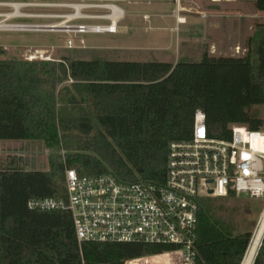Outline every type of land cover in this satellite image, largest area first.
<instances>
[{
	"label": "trees",
	"instance_id": "obj_1",
	"mask_svg": "<svg viewBox=\"0 0 264 264\" xmlns=\"http://www.w3.org/2000/svg\"><path fill=\"white\" fill-rule=\"evenodd\" d=\"M264 12V0H251ZM264 104V24L243 56L200 60H28L0 58V145L42 141L49 168H0V264H126L175 250L146 242L78 241L67 209H32L29 201L67 199V168L114 173L124 181L162 183L173 141L192 138L203 109L211 135L228 139L233 124L259 129ZM64 151V153H62ZM252 232L200 204L196 264H241ZM168 256L127 264H163ZM169 263V262H167ZM254 264H264V241Z\"/></svg>",
	"mask_w": 264,
	"mask_h": 264
},
{
	"label": "built area",
	"instance_id": "obj_2",
	"mask_svg": "<svg viewBox=\"0 0 264 264\" xmlns=\"http://www.w3.org/2000/svg\"><path fill=\"white\" fill-rule=\"evenodd\" d=\"M97 5L110 13L85 14L83 18L109 22L81 24L79 29L117 33L125 14L123 8L115 3ZM200 14L207 17L204 11ZM115 15L120 17L113 27ZM66 179L67 199L35 198L29 201V207L69 210L80 243L173 245L177 247L173 251L181 254V264H196L200 197L246 195L264 199V123L259 129L233 124L231 137L220 138L211 135L205 111L197 109L192 138L170 144L162 183L124 181L112 172L80 175L74 168H67ZM162 255L170 258L166 252L127 263Z\"/></svg>",
	"mask_w": 264,
	"mask_h": 264
},
{
	"label": "rangeland",
	"instance_id": "obj_3",
	"mask_svg": "<svg viewBox=\"0 0 264 264\" xmlns=\"http://www.w3.org/2000/svg\"><path fill=\"white\" fill-rule=\"evenodd\" d=\"M166 2V3H165ZM0 0V58L1 59H109L129 61H162L177 63L179 59L200 60L205 52L207 27L196 26L201 19L189 16L210 10L211 0ZM245 23L234 25L242 43L237 49L226 52L227 56H243L248 49L249 37L255 26L264 24V12L258 11L251 0H240ZM22 4L18 10L11 4ZM115 3L125 11L119 21L120 30L115 33L81 32V24L108 23V20L74 18L76 4H86L82 15L108 14L97 4ZM125 3V4H124ZM163 3L161 10L157 4ZM200 6H199V5ZM79 6V5H76ZM232 14L234 6H227ZM22 13V14H21ZM166 14V28L153 22V14ZM8 14L14 16L7 18ZM24 14V15H23ZM171 15V16H169ZM184 18V23L180 22ZM190 20L185 23L187 19ZM69 20L68 22H65ZM64 22L67 28L45 27ZM162 23V22H161ZM20 25V26H19ZM1 27V26H0ZM28 28V30H13ZM31 27V28H30ZM222 31H219V33ZM236 33V32H235ZM201 34L202 42L197 49L191 45L190 35ZM169 42V44H168ZM170 45V46H168ZM218 56L222 55L216 53ZM253 111L264 120V104L255 105ZM49 151V153L47 152ZM51 150L42 141L6 139L0 145V168L20 166L26 169L49 168ZM64 153V151H62ZM200 203L211 208L215 217L230 223L235 233L250 231L252 237L258 228L264 210V199L246 195L241 197H200ZM264 241V238H263ZM263 244V243H262ZM180 252L171 251L172 261L163 264H181Z\"/></svg>",
	"mask_w": 264,
	"mask_h": 264
},
{
	"label": "crops",
	"instance_id": "obj_4",
	"mask_svg": "<svg viewBox=\"0 0 264 264\" xmlns=\"http://www.w3.org/2000/svg\"><path fill=\"white\" fill-rule=\"evenodd\" d=\"M159 1L165 2V0H157V2ZM239 1L240 0H211L209 4L211 9L204 11L207 13V17L203 19L202 16L200 17L199 15L194 14L192 16H189L190 18L196 17L201 19V21H196V26L207 27V32L205 35L206 40L204 42L205 51H208L211 55H217L216 53H219L227 56L228 54L226 52L237 49V47H241L240 45L242 43L238 39V32L235 31L236 28L233 27L234 25L239 26L241 23L243 24L246 21L245 13L241 11ZM162 5L163 3H159L156 7L161 10ZM231 5L234 6L235 9H233L232 14H229L227 13V6ZM167 17L168 15L164 13L163 15L153 14V22H158L156 23L157 26L166 28V23L164 22H166ZM190 18L187 19L185 23H188ZM219 31L222 32L219 33ZM201 37V34L190 35L191 45L196 49L203 42ZM202 46L203 44L201 45V47Z\"/></svg>",
	"mask_w": 264,
	"mask_h": 264
},
{
	"label": "bare ground",
	"instance_id": "obj_5",
	"mask_svg": "<svg viewBox=\"0 0 264 264\" xmlns=\"http://www.w3.org/2000/svg\"><path fill=\"white\" fill-rule=\"evenodd\" d=\"M11 5L14 6L18 10L22 6V4H20V3L11 4ZM76 5H79V6H76ZM76 5H70V6H75L74 8L78 11V13L77 14H73V15H69V20L70 19H74L76 17L77 18L87 17L85 14L84 15L81 14L82 13L81 8L84 7V5H81V4H76ZM109 7H112V9H114V10L117 9L115 6H109ZM12 16H14V15L13 14H8L7 18H10ZM119 17L116 16V15L113 16V20H114L113 27H115V24L118 21ZM69 20H66L65 22H68ZM179 20H180V22H184L185 21L184 18H180ZM0 26H1L0 28H2V29H8V30L10 29V30H12V28H10V27L9 28H7V27L5 28V27H2L3 25H1V24H0ZM45 27L51 28V30H56V29H53V28H65V27L67 28L68 26L64 25V22H61V23H57V24H50V25L45 26ZM13 30H28V28H19V27H17L16 29H13ZM79 30L81 32H85L84 30H81V29H79ZM263 238H264V210H263V212L261 214V218H260V222L258 224V228L255 231L254 236L251 238L248 250L246 252V255H245V258H244L242 264H254L256 256H257V254L259 252V249L262 246Z\"/></svg>",
	"mask_w": 264,
	"mask_h": 264
},
{
	"label": "water",
	"instance_id": "obj_6",
	"mask_svg": "<svg viewBox=\"0 0 264 264\" xmlns=\"http://www.w3.org/2000/svg\"><path fill=\"white\" fill-rule=\"evenodd\" d=\"M250 241H251V240H250ZM248 247H249V246H248ZM247 250H248V248H247ZM247 250H246V252H247ZM245 255H246V253H245ZM244 258H245V256H244ZM244 258H243V260H244ZM242 263H243V261H242ZM242 263H241V264H242Z\"/></svg>",
	"mask_w": 264,
	"mask_h": 264
}]
</instances>
